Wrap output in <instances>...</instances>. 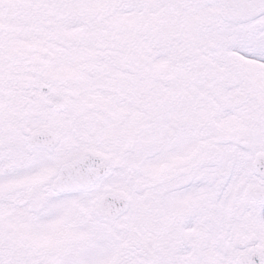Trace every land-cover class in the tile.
I'll use <instances>...</instances> for the list:
<instances>
[{"label":"snow or ice","instance_id":"6c2138e0","mask_svg":"<svg viewBox=\"0 0 264 264\" xmlns=\"http://www.w3.org/2000/svg\"><path fill=\"white\" fill-rule=\"evenodd\" d=\"M0 264H264V0H0Z\"/></svg>","mask_w":264,"mask_h":264}]
</instances>
